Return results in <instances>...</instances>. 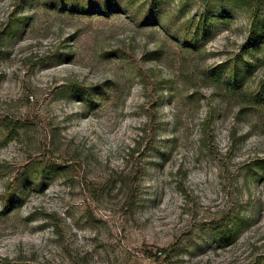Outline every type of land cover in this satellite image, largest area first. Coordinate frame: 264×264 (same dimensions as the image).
<instances>
[{
	"label": "rangeland",
	"instance_id": "1",
	"mask_svg": "<svg viewBox=\"0 0 264 264\" xmlns=\"http://www.w3.org/2000/svg\"><path fill=\"white\" fill-rule=\"evenodd\" d=\"M0 264H264V0H0Z\"/></svg>",
	"mask_w": 264,
	"mask_h": 264
}]
</instances>
